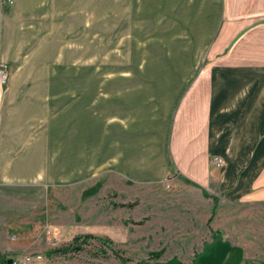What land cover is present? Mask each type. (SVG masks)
<instances>
[{"label":"crops","instance_id":"0c3cea01","mask_svg":"<svg viewBox=\"0 0 264 264\" xmlns=\"http://www.w3.org/2000/svg\"><path fill=\"white\" fill-rule=\"evenodd\" d=\"M72 2L0 0V264L53 231L62 188L195 195L206 224V194L264 203V0H114L117 39L165 52L112 69Z\"/></svg>","mask_w":264,"mask_h":264},{"label":"rangeland","instance_id":"374dc122","mask_svg":"<svg viewBox=\"0 0 264 264\" xmlns=\"http://www.w3.org/2000/svg\"><path fill=\"white\" fill-rule=\"evenodd\" d=\"M72 1L75 11L86 4V0ZM88 5L92 22L90 49L96 54L103 48L105 68L112 69L120 56L125 67L132 51L139 55L165 52L160 44H127L125 34L118 37L122 42L117 39L114 0H89ZM92 36L96 44L91 43ZM61 83L58 80L56 84ZM98 186L92 190L85 186L53 191V231H43L44 236L35 240L29 256L39 259L31 264H150L157 261L152 258L157 252H162L158 261L176 259L165 264H264V203L227 204L219 195L206 194L212 218L206 224L198 219L203 212L202 206L197 210L200 201L195 195L164 193V198L157 201L152 193L147 196L149 204H145L137 198L117 196L100 182ZM85 236L89 238L83 239ZM214 240H219L216 250L201 252L203 245Z\"/></svg>","mask_w":264,"mask_h":264},{"label":"built area","instance_id":"2783aa9c","mask_svg":"<svg viewBox=\"0 0 264 264\" xmlns=\"http://www.w3.org/2000/svg\"><path fill=\"white\" fill-rule=\"evenodd\" d=\"M6 80H7V75H6V71H5V66L3 64H0V85L5 84ZM212 164L215 167L219 168L222 166V159L213 158ZM38 259H39L38 256H23L20 259L13 260L12 264H31L35 260H38Z\"/></svg>","mask_w":264,"mask_h":264},{"label":"trees","instance_id":"16d2710c","mask_svg":"<svg viewBox=\"0 0 264 264\" xmlns=\"http://www.w3.org/2000/svg\"><path fill=\"white\" fill-rule=\"evenodd\" d=\"M128 207H131V205H128ZM215 208H216V202H215V200H214V208H213V213L212 214H214L215 213ZM212 221V218H210L209 219V221H208V224L210 223ZM87 238H89V236H85V237H83V239H87ZM77 238H73V240H76ZM161 255H162V252H157V253H153L152 254V258L154 259V260H158L160 257H161ZM8 260H6L5 262H7ZM9 261H11L12 262V260H9ZM2 263H4V261H2ZM144 264H149L148 262H145Z\"/></svg>","mask_w":264,"mask_h":264},{"label":"water","instance_id":"95a60500","mask_svg":"<svg viewBox=\"0 0 264 264\" xmlns=\"http://www.w3.org/2000/svg\"><path fill=\"white\" fill-rule=\"evenodd\" d=\"M6 263H7V264H11L12 262L8 260Z\"/></svg>","mask_w":264,"mask_h":264}]
</instances>
